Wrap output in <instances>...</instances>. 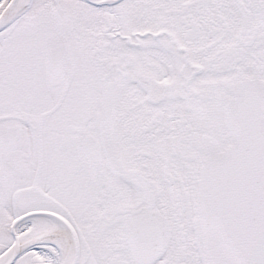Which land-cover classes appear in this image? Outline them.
<instances>
[{
    "label": "snow or ice",
    "instance_id": "1",
    "mask_svg": "<svg viewBox=\"0 0 264 264\" xmlns=\"http://www.w3.org/2000/svg\"><path fill=\"white\" fill-rule=\"evenodd\" d=\"M0 264H264V0H0Z\"/></svg>",
    "mask_w": 264,
    "mask_h": 264
}]
</instances>
